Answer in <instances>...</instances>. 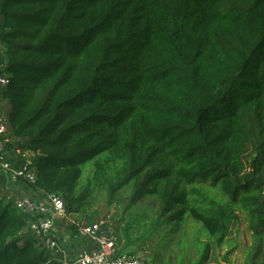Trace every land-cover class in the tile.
Listing matches in <instances>:
<instances>
[{
  "label": "trees",
  "instance_id": "16d2710c",
  "mask_svg": "<svg viewBox=\"0 0 264 264\" xmlns=\"http://www.w3.org/2000/svg\"><path fill=\"white\" fill-rule=\"evenodd\" d=\"M0 44L5 151L14 146L15 168L23 166L16 150L28 152L35 175L33 183L13 184L33 198L60 197L69 216L86 206L93 181L109 175L111 193L132 190L127 208L152 199L158 211L136 214L118 254L135 257L166 225L169 247L189 219L197 259L182 253L177 264H207L211 244L224 243L238 211L255 240L249 264H258L264 0H0ZM90 163L92 180L79 189ZM16 200L0 189V264H62ZM145 261L164 264L157 256Z\"/></svg>",
  "mask_w": 264,
  "mask_h": 264
},
{
  "label": "rangeland",
  "instance_id": "374dc122",
  "mask_svg": "<svg viewBox=\"0 0 264 264\" xmlns=\"http://www.w3.org/2000/svg\"><path fill=\"white\" fill-rule=\"evenodd\" d=\"M3 48L0 44V55H2ZM14 146L7 151L6 156L9 159V162L12 164V167L18 163V159L14 155ZM15 168V167H13ZM17 169V168H15ZM94 171V164L90 163L84 169L83 175L79 181V189L84 187L86 183L92 180ZM109 173L114 174V171L110 167ZM109 175H102L98 181H93L94 187L92 189V195L87 200L86 206H84L80 212L76 214L69 215L68 219L73 220L77 223L88 224L93 222L101 216L109 217L108 230L110 235L116 239L117 250H121L125 247V240L123 239V229H125L132 221H134L137 216L136 214L140 213L146 215L148 218H154L158 211L156 203L152 199H141L135 204V207L130 209L127 208L132 190L123 189L120 192L109 191ZM218 196V195H217ZM221 199V196H218ZM236 219L230 224L228 236L225 239L224 243L221 246L211 244L210 246V256L207 264H249L254 253L255 240L251 230L248 228V223L245 216L241 212H235ZM92 218V220H88ZM62 227L57 228L58 231L61 229H66L70 231L69 227H66L65 220H62ZM58 223H55L54 229H56ZM64 226V227H63ZM171 225H166L162 232L154 233L151 239H147L142 243L140 249L137 250L136 257L141 259L152 256H157L164 264H177V261L180 260L179 255L184 253L186 260L191 262L197 259L196 251L194 250L192 238L197 234L196 226L193 225L189 219H185L183 223L177 226L178 233L173 238L172 244L169 247L165 246L164 236L169 231ZM53 229V230H54ZM72 231V230H71ZM52 234L55 236V233ZM140 234L139 231L134 232L130 231V237H136ZM56 237V236H55ZM184 237L185 243L181 245L180 239ZM57 238V237H56ZM202 241L206 240V236L200 234ZM58 239V238H57ZM78 244L77 239H69L68 243L70 245ZM61 247L64 248V244L61 240L58 239ZM180 242V244H179ZM159 243V245H158ZM134 249V247H133ZM231 253L227 256V252ZM261 254L255 258V261L258 264H262L261 261H264V247L262 246ZM125 254V253H124ZM178 256V257H177ZM177 257V258H176ZM226 258V259H225ZM178 259V260H177Z\"/></svg>",
  "mask_w": 264,
  "mask_h": 264
},
{
  "label": "built area",
  "instance_id": "2783aa9c",
  "mask_svg": "<svg viewBox=\"0 0 264 264\" xmlns=\"http://www.w3.org/2000/svg\"><path fill=\"white\" fill-rule=\"evenodd\" d=\"M8 84V79L0 75V92ZM11 140L8 137V125L4 113L0 109V174L4 175L10 183H16L19 179L33 183L35 175L28 170L29 153L16 150L21 156L23 166L13 168L7 161L5 147ZM15 207L23 213L34 215V221L29 228L36 235L43 248L53 255H60L62 264H148L139 257L125 254L119 255L116 247V239L108 230L109 217L101 216L88 224L77 223L69 220L65 212L63 200L54 195H41L33 198L29 195L15 201ZM57 219L65 220L66 227H75L66 233L71 239L89 240L95 245V249L88 252L81 250L75 254L61 247L58 239L52 234ZM65 232V230L63 229Z\"/></svg>",
  "mask_w": 264,
  "mask_h": 264
},
{
  "label": "crops",
  "instance_id": "0c3cea01",
  "mask_svg": "<svg viewBox=\"0 0 264 264\" xmlns=\"http://www.w3.org/2000/svg\"><path fill=\"white\" fill-rule=\"evenodd\" d=\"M7 108L8 106L6 102H4L0 97V109L4 114L6 113ZM22 185H23L22 183H18L17 185L10 183L4 175H0L1 197L6 198L7 200L10 199L14 201L16 199H20L24 196H27L29 193L31 194V192L26 190ZM40 196L41 195L38 193L36 195V198H39ZM56 223L58 224L56 229L53 230V233H55V236L63 242L64 249L66 251L75 254L76 252H79L81 250L90 252L93 249H95V245L91 243L89 240H85V239H79L81 240V242L78 241V244L76 245L72 241L73 245L71 246L70 243H68L69 239L71 240L68 234L65 233L63 229H61L60 231L57 230V228L62 227L61 225L63 224V221L61 219H57Z\"/></svg>",
  "mask_w": 264,
  "mask_h": 264
}]
</instances>
